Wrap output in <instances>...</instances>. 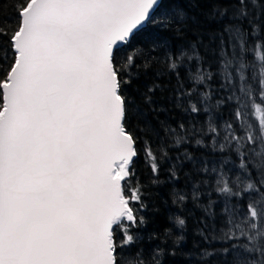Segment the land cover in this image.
Masks as SVG:
<instances>
[{
	"label": "snow or ice",
	"instance_id": "obj_1",
	"mask_svg": "<svg viewBox=\"0 0 264 264\" xmlns=\"http://www.w3.org/2000/svg\"><path fill=\"white\" fill-rule=\"evenodd\" d=\"M237 2L229 19L240 23L213 34L220 38L213 71L199 52L202 40L181 35L191 17L172 0H0V264H135L128 257L142 240L148 220L139 213L148 204L144 186L131 183L134 164L143 151L157 178L160 163L150 143L137 147L140 129L132 122L146 119L141 105L153 104L165 74L177 80L174 106L206 119L199 129L165 128L172 144L157 149L159 159L170 160L167 147L188 143L192 134L219 157L201 162L197 172L208 179L190 192L172 190L173 204L190 199L214 224L221 203V234H198L227 245L219 251L225 264H264V115L258 125L248 122L250 112L264 108V23L248 6L259 9L264 0ZM217 7L227 9L214 4L206 19L219 22ZM150 23L157 34L148 33ZM145 34L147 41L137 40ZM153 65L162 66L156 82L140 93ZM225 107L230 117L220 122ZM152 131L146 124L144 134ZM169 177L179 179L176 165ZM174 223L183 229L186 221L178 215ZM183 239L177 236L168 253L157 249V264L174 257Z\"/></svg>",
	"mask_w": 264,
	"mask_h": 264
},
{
	"label": "trees",
	"instance_id": "obj_2",
	"mask_svg": "<svg viewBox=\"0 0 264 264\" xmlns=\"http://www.w3.org/2000/svg\"><path fill=\"white\" fill-rule=\"evenodd\" d=\"M11 0H9L10 4ZM173 6L183 7L188 10L191 19L188 20L185 25V30L181 35L185 37V40L198 41L202 40V45L199 48V52L205 57V67L208 63H212V70H216V64L214 61L218 58L219 50V36L213 38V34L222 32L225 24L228 23H240V21L230 20L229 17L235 12L240 5L237 0H172ZM227 5L225 10L223 7H217L214 15L217 20L209 21L206 16L213 14V5ZM195 5V6H193ZM5 11L11 16L12 9L10 6L5 5ZM259 11V21L264 23V4H261L259 9L248 6V12L252 16L257 15ZM224 12L221 17L220 13ZM161 18L156 17L155 21L159 22ZM245 26H247V20H243ZM159 32V29L154 28L152 23L148 25V33L155 35ZM169 38L174 39L175 33H169ZM148 35H140L137 40L147 41ZM225 39L227 35L225 34ZM213 50H216L214 53ZM141 63V61H137ZM161 65H153V68L147 73V75L141 78L140 93H145L147 86L153 85L156 82V77L153 73L161 68ZM195 67V65H193ZM180 75L183 77L185 71L182 68ZM162 84L161 88H157L156 91L151 94L153 104H142L141 107L146 112V119L137 123L135 120L132 122L134 128L140 129V142L137 147L142 149L145 146V142L150 143L154 152L157 153L158 163H160L159 176L154 178L150 172V169L145 161L144 153L141 151L140 157L136 159L134 164L135 176L131 183L136 184L138 181L144 186L146 191L144 195L146 197L145 203L148 204V208L145 212L139 213L144 215L148 220V223L143 227L141 231L142 240L139 241L133 248L130 249V255L128 258H134L135 264H157L160 259L159 256L154 255L157 249H164L165 253L173 250V241L179 235H183L184 239L178 246H175L174 250L176 255H165L163 264H225V259L219 255V251L227 245L218 243H207L198 234L202 228H205V235L211 240L212 236H219L220 230L224 228L225 217L220 215L221 203H217L214 206V212L216 213L215 223L211 219H206V215L202 209L194 207L193 202L189 199L184 205L173 204L172 202V190L187 189L191 190L193 183L199 182L208 177L198 174L197 169L200 167L203 160H212L214 153L210 148L197 146L195 139L199 136L192 134L188 143L182 144L180 147H167L170 160L161 161L159 159L161 153L157 149L161 146H168L172 144V137L165 132V128H176L180 123H183L186 128L199 129L201 124L205 121L206 117L203 112L199 115H193L186 113L183 109L174 106V89L177 87V80L173 76L169 78L167 74L159 81ZM186 88H190L192 85L188 81H184ZM221 80L216 77L212 81V86L219 87ZM201 91H207L206 88H201ZM131 91V90H130ZM140 93H137L139 98ZM196 96L192 97L195 101ZM186 103V102H185ZM214 103V102H213ZM155 109V110H152ZM229 109L227 107L219 110L221 115H218L217 119L220 122L228 121L230 113L227 114ZM264 115V108L262 109ZM151 125L154 131L149 135L144 134V128L146 124ZM206 144H210V140H205ZM187 152L194 160L189 162L184 153ZM179 157V161L176 159ZM172 165H176L178 180H171L169 177V168ZM153 179H157L158 183L153 184ZM202 191H208L207 187H203ZM212 199H220L218 195L213 194ZM202 204H207V197L205 196L201 201ZM181 216L185 219L186 223L183 229L176 227L174 219L176 216ZM171 232L168 236L167 233ZM239 243V242H237ZM202 251H211L216 253L211 259H203L201 257ZM246 255V253H241ZM232 253L228 254L227 260L231 261Z\"/></svg>",
	"mask_w": 264,
	"mask_h": 264
},
{
	"label": "rangeland",
	"instance_id": "obj_3",
	"mask_svg": "<svg viewBox=\"0 0 264 264\" xmlns=\"http://www.w3.org/2000/svg\"><path fill=\"white\" fill-rule=\"evenodd\" d=\"M215 103V101H213ZM263 109V108H262ZM229 113V111L227 112V114ZM263 111L261 110V112H255V111H252L248 114V122L249 123H254L256 125H258V122H259V119H260V116L262 115ZM218 155L214 154L212 156V160L213 159H218ZM235 172V169L233 170ZM242 211V209H241Z\"/></svg>",
	"mask_w": 264,
	"mask_h": 264
}]
</instances>
